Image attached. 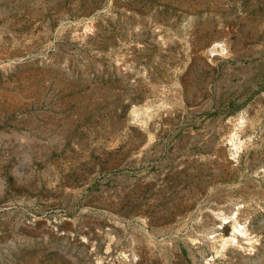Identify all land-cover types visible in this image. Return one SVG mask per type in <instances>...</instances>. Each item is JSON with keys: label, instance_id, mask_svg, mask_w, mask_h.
Segmentation results:
<instances>
[{"label": "rangeland", "instance_id": "obj_1", "mask_svg": "<svg viewBox=\"0 0 264 264\" xmlns=\"http://www.w3.org/2000/svg\"><path fill=\"white\" fill-rule=\"evenodd\" d=\"M0 264H264V0H0Z\"/></svg>", "mask_w": 264, "mask_h": 264}]
</instances>
